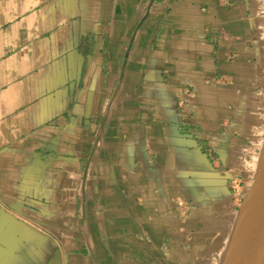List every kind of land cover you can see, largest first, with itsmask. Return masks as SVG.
I'll use <instances>...</instances> for the list:
<instances>
[{
  "label": "crops",
  "instance_id": "crops-1",
  "mask_svg": "<svg viewBox=\"0 0 264 264\" xmlns=\"http://www.w3.org/2000/svg\"><path fill=\"white\" fill-rule=\"evenodd\" d=\"M264 142V0H0V264H222Z\"/></svg>",
  "mask_w": 264,
  "mask_h": 264
},
{
  "label": "water",
  "instance_id": "water-1",
  "mask_svg": "<svg viewBox=\"0 0 264 264\" xmlns=\"http://www.w3.org/2000/svg\"><path fill=\"white\" fill-rule=\"evenodd\" d=\"M222 264H264V142Z\"/></svg>",
  "mask_w": 264,
  "mask_h": 264
}]
</instances>
